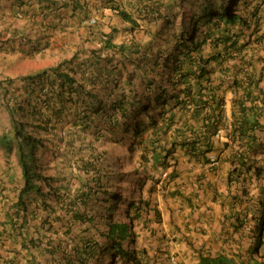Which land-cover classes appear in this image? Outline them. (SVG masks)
Wrapping results in <instances>:
<instances>
[{"label": "trees", "instance_id": "1", "mask_svg": "<svg viewBox=\"0 0 264 264\" xmlns=\"http://www.w3.org/2000/svg\"><path fill=\"white\" fill-rule=\"evenodd\" d=\"M107 2L111 4L104 8L117 11L130 25L125 40H117L119 28L110 24L106 31L105 21L97 20L87 26L85 45L71 58L23 78L32 83L50 79L58 89L59 103L50 109L56 122L52 116L38 122L36 103H19L11 93L12 80L0 78V111L9 121L0 134V150L15 155L23 180L14 189L15 198L0 196L5 198L0 200L5 210L0 214L5 251L0 250V264H44L39 256L45 264H141L134 218L142 219L146 200L134 202L132 193L125 211L129 222L116 219L123 193L120 186L111 191L109 151L84 144L78 152L61 155L59 168H50L40 134L67 119L74 132L94 128L99 139L111 135L130 160L141 151L143 163L154 168L169 166L178 147L201 163H210L209 155L223 159L230 165L229 186L239 185L231 198L232 245L215 254L196 250L198 264H264V55H253L258 44L264 54V0ZM17 6L20 15L28 16L24 3ZM45 8L55 14L59 9ZM74 10L83 13L81 22L92 11L78 4ZM15 38L22 45L31 41ZM228 90L234 94L230 123ZM67 103L68 118L63 110ZM169 134L167 148L162 142ZM74 142L65 141L68 148ZM140 174L136 190L142 195L149 177ZM16 237L22 242L17 244ZM7 245L11 247L5 249Z\"/></svg>", "mask_w": 264, "mask_h": 264}, {"label": "crops", "instance_id": "2", "mask_svg": "<svg viewBox=\"0 0 264 264\" xmlns=\"http://www.w3.org/2000/svg\"><path fill=\"white\" fill-rule=\"evenodd\" d=\"M118 1L125 4L127 0ZM18 2L25 4L24 11L28 16L18 13ZM47 4L56 5L59 8L57 14L48 12L45 8ZM75 4L92 10L88 19L94 17L98 22L105 21L102 28L106 31L110 23L114 24L113 19L119 18L117 11L104 8L106 4H111L107 0H0V34L12 38L10 45L21 43L15 37H29L28 47L33 46L35 50L48 41L53 29L68 30L75 26L86 30L89 36L86 21L81 22L83 13L74 10ZM250 9L248 12L252 13L253 8ZM140 20L147 21L148 18ZM254 49L259 56L264 55L262 47L254 45ZM253 58L256 60V56ZM233 96V92L228 90L226 109L229 122ZM262 135L264 139V133ZM184 159L177 166L180 176L172 180L168 178L166 190L148 192L146 210L149 219L145 218L147 229L142 242L144 251L140 253L143 257L141 264H171L168 260L171 255L177 256L178 264H198L196 250L215 254L229 251L232 245L233 234L229 227L231 198L238 193L239 185L230 187L228 184L230 165L223 159L214 166L189 156ZM161 169L153 167L152 177L156 181L159 174L166 177L169 173Z\"/></svg>", "mask_w": 264, "mask_h": 264}, {"label": "rangeland", "instance_id": "3", "mask_svg": "<svg viewBox=\"0 0 264 264\" xmlns=\"http://www.w3.org/2000/svg\"><path fill=\"white\" fill-rule=\"evenodd\" d=\"M113 21L120 29V32L117 34L118 41L125 40V38H127V29L129 25L121 22L119 18H114ZM86 32V30L75 26L68 30L53 29L52 33H50L51 35L48 37V41L43 43L37 50L33 49V46L28 47L29 44L22 45L21 43H15L10 45L9 43L12 38L2 36L0 34V78H10L12 80L11 93L15 100L17 99L19 103H25L26 107H28L26 104V101L28 100L36 103V108L41 112L38 117V122H45V120L49 119L50 116H52L53 122L57 121L55 119V115L53 114L55 111H50V109L56 104V102H58L55 96L58 89H56V87H52V84H49L50 79L41 83H32L31 81H23V78L30 74L35 75L41 70L59 64L60 61L64 59L71 58L77 47L85 45V41L87 39ZM19 53L22 55H19ZM63 110L65 116L68 118L72 114L70 111L71 104L67 103ZM0 112L1 134L2 129L5 126H8L9 121L7 113L4 111ZM67 120L68 121H64V123L52 127L51 129H49L50 127L48 126V131H42L40 134V136L46 139L45 143L48 148L47 161L50 162V168H59L61 166V155H71L73 152H78L84 144L93 143L96 146V149L98 148L100 150L99 152L108 150L109 155L107 164L108 170L111 171L112 176L111 191H116L117 186H120L121 189L118 191L123 193L122 212L117 214L116 219H122L123 221L129 222V219L125 216V211L126 203L130 199L131 194L134 193V202H139L141 198H148V191L150 186L153 184V181L146 183V188L142 195L137 193L139 190H136V188L138 187V180L141 177L140 173L144 174L145 170L147 174L154 172L150 164L143 163L141 151H138L135 154L133 160L128 159L127 157L130 153H126L125 149L120 144L113 143L114 139H111V135L108 134L99 139L97 137V131L94 128L86 131L76 129V132H74L75 127L67 124L68 122H71V120ZM72 139L75 141L74 147L68 148L65 141ZM168 141V136H166L162 144L167 146ZM182 152L183 151L181 149L178 150L180 165L184 162V160H186L184 159L185 156ZM53 153L58 154L55 159H53ZM14 156L15 155H10L7 157V153L0 150V196L3 194V196L10 195L12 198H15L17 191H14V189L17 190L18 187L20 188L23 183L21 170L17 166ZM144 165H146V168H143ZM48 168L49 166L47 169ZM47 169V174L53 173L52 169H49L48 171ZM137 172L139 173L137 174ZM122 174H126L123 181L121 177ZM159 186L160 187L157 185V190H160L162 187L161 185ZM129 191L130 194L128 193ZM255 192H257V190H255ZM4 199L5 198L2 199L0 197V200L3 201ZM1 203L2 202H0V206L2 205ZM3 213H5V210L0 207V214ZM123 214L124 216H122ZM132 214L137 215V210L134 209ZM35 221L32 220V223H35ZM134 230L137 236V247L139 249L145 236L143 222L139 219V217L134 218ZM31 232L34 233L33 229ZM11 236H13V233H11L8 237ZM21 240V238L17 239L16 237L17 244L21 243ZM132 246L133 245H130V247ZM10 247V245H7L5 249H9ZM22 252L23 254H27V251L25 250ZM2 254L4 255L5 251H3ZM38 261L43 262L44 264L46 262L41 256L38 257ZM23 264H25V261Z\"/></svg>", "mask_w": 264, "mask_h": 264}, {"label": "clouds", "instance_id": "4", "mask_svg": "<svg viewBox=\"0 0 264 264\" xmlns=\"http://www.w3.org/2000/svg\"><path fill=\"white\" fill-rule=\"evenodd\" d=\"M252 6H250V8H251ZM249 8V9H250ZM251 10V9H250ZM253 11V10H252ZM247 13H249V14H247ZM247 14V15H246ZM250 15H251V12H248V10L246 11V13L244 14V16H245V18H250ZM119 19L121 20V22H123V23H125V24H128V23H126V22H124L123 20H122V18L121 17H119ZM86 24L85 25H95L96 23H97V19L96 18H91V19H88L86 22H85ZM111 24V23H110ZM129 25V24H128ZM113 26H116L115 24H113ZM117 27V26H116ZM129 27H130V25H129ZM128 27V28H129ZM118 28V27H117ZM262 31L264 32V23L262 24ZM259 45V46H258ZM257 46L258 47H262L263 48V46L261 45V44H258ZM253 48H254V45H253ZM253 55H256V56H259V54H257V53H253ZM227 102V101H226ZM191 121H192V123L193 124H195L197 121H196V119H194V118H191ZM231 122V121H230ZM229 122V123H230ZM229 128H230V125H229ZM219 133H222V131H219ZM223 134V133H222ZM168 139H169V141H168V145L166 146L167 148H170L171 147V140H172V138H171V134H169L168 135ZM223 140H224V138H223ZM179 149H181V148H177L176 149V153H172V155L170 156V158H169V166H167V167H161L162 169L161 170H163V171H167V172H169L167 175H166V177H164V174H159L160 176H158V180L156 181V179H154L153 177H152V172H151V174H147L146 173V170H145V174L144 175H147L148 177H149V179L147 180V182H149V181H153V184L151 185V186H153V190L152 189H149V191H154V190H157V185L159 186V185H161L162 187L160 188V190H166L167 188H168V186H169V181H168V178H170L171 180L173 179V178H175V177H179V171L177 170V166H179L180 165V162H179V156H178V150ZM182 150V149H181ZM183 151V150H182ZM183 153V155L184 156H186L187 158H188V156H187V153H184V151L182 152ZM209 158H210V163H207V165L209 164V165H211V166H214L215 165V163L216 162H218L217 160H216V158H215V156L214 155H209ZM174 159H176L177 161H174ZM203 164H206V163H203ZM150 166H151V168L153 169V166L150 164ZM174 170H176V172H177V175L176 176H172V172L174 171ZM154 171V170H153ZM155 176V175H154ZM166 182L168 183V184H166ZM151 186H150V188H151ZM148 191V192H149ZM179 195V194H178ZM147 198V197H146ZM145 198V200H147ZM144 199V198H143ZM146 202V201H145ZM141 217H142V222H143V228H144V231L147 229V224H146V221H145V218L147 217V210H146V205H143L142 206V209H141ZM148 218V217H147ZM146 232V231H145ZM144 240V239H143ZM143 240H142V242H143ZM142 246H143V244L141 243V245H140V247H139V249H138V247H137V249H138V251H139V257H140V253L141 252H143L144 250L142 249ZM142 259H143V257H140V260L142 261ZM168 260L170 261V263L171 264H178V258H177V256L176 255H171V256H169L168 257ZM197 261H198V259H197Z\"/></svg>", "mask_w": 264, "mask_h": 264}]
</instances>
